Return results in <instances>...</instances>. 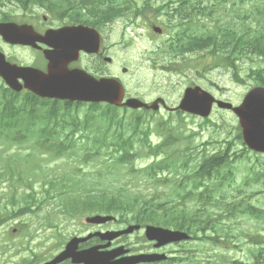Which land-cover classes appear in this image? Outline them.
<instances>
[{
    "label": "trees",
    "instance_id": "obj_1",
    "mask_svg": "<svg viewBox=\"0 0 264 264\" xmlns=\"http://www.w3.org/2000/svg\"><path fill=\"white\" fill-rule=\"evenodd\" d=\"M102 1L105 0H95V2ZM160 1L166 2L169 5L178 0ZM180 1H191L193 4H201L204 0ZM212 1L214 2V0ZM255 1L261 0H241V3ZM89 2H92V0ZM205 10L206 9H204V12ZM192 12V16L194 17L198 12V8H193ZM230 27V32L227 30L221 32V28L218 27L219 35L204 32V48L210 47V51L217 53L215 56L224 61V53H226L229 58L233 57V55H240L241 57L254 55L257 58H264V15L257 19V25L252 27V29L241 26L244 28H241L240 34L235 31V28H232V25ZM200 42L201 41L193 42V48L199 47ZM5 102L1 111L3 112L2 116L7 118V120L2 121V118L0 119V180L6 177L16 176L19 186L13 187L14 194L11 196L12 206L8 208V206L4 205L0 208V227H2L3 223L10 219V217L20 216L23 213L39 218L40 213L49 205V200L51 199L49 190H44L46 185L42 184L40 190L34 188L37 181H40L44 176L40 166L42 160L37 157L34 158L31 154L22 156L20 150L17 152L14 151V153L11 154L12 148L24 145V143L28 141L27 138L29 134L33 132L35 127L41 122H43L44 126L51 125L54 130L63 132L67 127L62 118H64V115H68L67 112L62 114L65 110L64 106L66 105L62 102L40 100L36 97L30 99L26 98L24 101L15 102V104L8 100ZM93 108L96 114L100 112V119H98L96 124L107 128L110 134L104 139L105 144H102L108 146L102 147V145H97L95 148L91 149L96 152L104 149L107 153L110 148H113L109 153V160L116 166L132 165L136 157V148L142 153H146L148 157L151 155L157 158L158 155L166 152V149L169 148L171 143L177 140L171 141V136L173 134L172 128H169L166 130L167 137L165 141L157 146H151L147 141V133L140 131V126L143 125V121L140 119H134V132L136 133L122 139L119 135V129L122 125V119L125 122H128V119L115 108H101L100 105H95ZM124 126L123 124V129ZM177 134H179L178 128ZM100 138L99 135H94L90 139L91 144L99 142ZM117 139L121 141H116ZM63 140H69L68 134L64 133L62 139H55V141ZM235 141L243 148L237 151L234 150L233 148L236 147ZM60 145L62 146L63 144L61 143ZM177 147L181 148L180 145L175 148ZM184 149V152L177 149L179 151V156L177 158V160H179L178 162L170 158L160 161L156 159L155 162H152L151 165L143 170V173L146 175V180H149L153 184L160 183V185H165L179 178L186 180L185 182L178 183L177 188L180 190L177 192V195L180 196V192L183 193L185 190L189 189L187 195L191 196L194 203L198 205V210L193 211L192 217L189 218L191 221L189 224L190 227L187 229L188 232L195 236L202 232L204 234L201 239L204 238L209 242L218 244L221 243V241H230L232 234L233 240H238L236 235H234V228L229 226L225 221H235L242 216H250L259 221L261 226L264 225V208L253 206L250 202L254 199V196L264 194V191H261L264 190V164H261L257 159L255 164L245 169L247 173L242 178V183L237 185L235 181L234 162L236 159H249L247 156L248 150L244 147L240 135H238L234 141L227 143L225 150L214 153H208L204 150V155L201 157L191 153L186 150V148ZM232 150H234V152H232ZM230 152H232V154H230ZM168 160L171 163L168 162ZM161 175H165L166 178H159ZM48 185L51 189H58V184L55 185L54 181H49ZM225 186L227 188H234L235 195H230L229 192L223 191ZM255 186L260 189L258 193H247L246 188ZM64 187L67 186L64 185ZM154 190L156 192V188H154ZM103 196L106 195L104 194ZM104 201L95 198V200L83 203L86 205L84 207L88 209L96 208V210H98L108 208L113 212L130 210V205L125 204V201H117V199ZM157 202L159 201L155 198L146 202L143 206L146 211L142 213L138 212L133 219H139V216L144 213L152 214L156 209L154 206L157 205ZM67 203L69 205L68 214L74 213L72 210L78 209L80 206L78 202ZM64 204H66V202H64ZM147 207H150V209L147 210ZM171 215L172 218H176L177 223H180L181 220L183 224L189 217L185 216L184 210ZM51 216L54 215L47 211L41 218L43 224L39 225L51 227L53 225V222L49 221V218L53 219ZM28 231L23 233L24 235L18 244H12L20 251L30 250L33 234ZM246 238L248 243L258 247L256 253H254L256 264H264V236L255 233L246 234ZM4 243L5 242L0 243V257L9 249V246ZM37 256L43 258L45 255ZM0 261V264H7L3 259H0ZM26 261L28 260H23V262Z\"/></svg>",
    "mask_w": 264,
    "mask_h": 264
},
{
    "label": "rangeland",
    "instance_id": "obj_2",
    "mask_svg": "<svg viewBox=\"0 0 264 264\" xmlns=\"http://www.w3.org/2000/svg\"><path fill=\"white\" fill-rule=\"evenodd\" d=\"M1 7H4L6 9L13 8L14 6L12 4H6L4 6L0 5ZM242 10L246 11H252L253 7L250 4H247L245 7L242 8ZM2 11H5L4 9H0V14ZM122 30V22L118 21L113 25V38H112V45L114 46L113 53H109L110 56L113 57L114 63L112 64V67H108L112 70V73H117V69L119 67H126L129 70V75L125 78V82L127 83L128 89L130 92L140 91L148 95V97H155L157 95L162 94L169 88V80L175 81L176 80L172 77H167L164 74L157 72V71H150L148 69H142V67H146L142 62V52L145 54L147 50L151 48V45L141 40L140 38H137V31L132 32V30L126 31V34L124 36V39L126 41L130 39H135L136 46L133 48L125 51L120 52L123 49L122 43H121V35L120 32ZM112 51V50H111ZM13 55L19 59L20 62L23 61H29L33 54L29 52L24 51H16V53H13ZM255 62H249V65L254 64ZM247 67V66H246ZM247 71V70H246ZM193 72H195L193 70ZM196 73V72H195ZM245 75V72L242 74ZM170 76V75H168ZM201 86L205 89H210L214 91L216 94L218 93L217 88L220 87H226L222 86L224 84L223 77L220 71H210L207 74L204 75L203 79L200 81ZM227 88L231 89V92L227 93L228 97L234 102L238 103L243 95L247 93L248 89L252 86H254V83L252 80H249L244 83V85H241L240 87L234 86V84L226 83ZM169 96V95H168ZM172 101V97L170 98ZM84 111V110H82ZM165 114V113H164ZM167 115V114H166ZM211 123L207 125L200 126V121L195 120L193 123L190 122V119H185L186 124V130L188 128L192 129L193 132L196 134V137H192L193 145H197L199 143H205L208 141H211V143L207 146V151L212 152L214 150H217L220 146L223 145L224 140L231 139L235 134V126L236 121L231 116H228L221 112H216L213 116H211ZM177 121V120H175ZM157 122H151L149 124L151 130H155L154 127ZM177 123V122H174ZM151 140L154 142L158 140V137L151 135ZM219 143H216V142ZM11 151V150H9ZM8 151V152H9ZM23 154L28 153V151H23ZM261 164H264V158L261 157ZM240 161H237L234 164L235 167V181L236 184L242 183V178L245 176L246 172L244 171V167L247 165V168L251 162H254L255 159L250 156L249 160L242 159ZM151 160L149 158H142L140 159L136 165L138 167H143L150 163ZM241 163V164H238ZM80 163H73L70 162L67 159L58 158L54 159L50 162H44L41 169L43 170L42 173L46 175V177H43L41 180L46 181L47 176L48 178L56 177L58 175L69 173L72 171L73 168L77 167L79 168V172H77V175L79 177L84 178L83 185H90L94 182H105L108 181L111 178V175L115 172L113 169H104L99 165V163H93L88 164L86 166L79 165ZM127 168H123L119 172H115L114 175L116 178H119L120 175L124 174L126 172ZM98 170H100V173L105 177L104 178H98ZM120 181V179H118ZM125 182H128L131 184V186H135V180L130 177V175L126 176L124 179ZM115 183L114 181H112ZM40 184L41 181L36 183L34 185V188L36 190H40ZM133 189V187H132ZM259 187H248L246 188L247 193L252 194L259 192ZM114 191V190H112ZM223 191L229 192L230 195L233 194L231 188H227L226 186L223 188ZM134 192H132L133 194ZM257 198L254 199L251 204L256 207L264 208V197L262 195L256 196ZM55 205V204H53ZM50 207V206H49ZM55 209V208H54ZM52 210V209H51ZM58 210V209H55ZM33 220V219H32ZM23 221H27V218H25ZM68 225H66V218L60 219V230H64L67 232V238L72 237L75 233L78 232V230H83V228L79 227V225L83 224V218L79 219V224H77V221H69ZM14 223H8L6 224L1 230H0V239L3 238L6 230L12 226ZM227 224L234 228V235L238 238L237 241H235V245L239 247H234L233 245H229L228 247H215L211 245L208 242H194L189 247L192 248V250L195 252V258L199 260H204V264L215 261V260H228V262H212L211 264H231V261L238 260L243 263H246L247 261L252 260V252L251 244L247 242L246 234H255L258 233L260 235L264 236V227L260 225V222L253 219L250 216H243L238 218L235 221H228ZM34 227H38L36 225H33ZM50 237V234L47 235L46 232L40 233V239L46 242V245L43 247L42 251L46 249L50 243V240H47V238ZM14 242V241H13ZM39 242V241H38ZM37 242V243H38ZM0 259H7V256L0 258ZM14 260H17L14 258ZM1 263V261H0Z\"/></svg>",
    "mask_w": 264,
    "mask_h": 264
},
{
    "label": "water",
    "instance_id": "obj_3",
    "mask_svg": "<svg viewBox=\"0 0 264 264\" xmlns=\"http://www.w3.org/2000/svg\"><path fill=\"white\" fill-rule=\"evenodd\" d=\"M83 39H73L61 41L56 33L50 32L38 42L47 45L51 50L45 51V57L48 60L47 73L31 69H21L10 66L0 57V73L12 84L13 89L18 90L15 79L23 78L25 88L32 90L36 95L42 98L69 100V101H87V102H107L113 105H120L122 92L120 86L113 80L95 82L89 77L82 76L76 70L67 69L71 62L77 60L79 47H83L88 52H96V45L89 41L87 35H82ZM36 41V40H35ZM24 44L34 43L31 40L22 42ZM212 100L207 95H196V91L188 92L180 108L191 112L208 115ZM127 106L131 108L145 107L138 101H129ZM236 114L241 119L242 136L245 144L257 153H264V89H255L245 98L241 108L235 109ZM107 219L95 217L88 219L91 224H100ZM117 235L109 234L103 236V239H112ZM149 240L157 239L173 241L186 239L187 236L179 233L165 232L162 234L159 229H151L148 233ZM83 240H72L66 247V250L58 255L54 260L46 264H59L66 259L72 258L76 264H138L141 262H150L154 260L150 256H137L122 259L113 262L118 255L113 253H100L97 248L76 252L78 243ZM156 259V258H155Z\"/></svg>",
    "mask_w": 264,
    "mask_h": 264
},
{
    "label": "flooded vegetation",
    "instance_id": "obj_4",
    "mask_svg": "<svg viewBox=\"0 0 264 264\" xmlns=\"http://www.w3.org/2000/svg\"><path fill=\"white\" fill-rule=\"evenodd\" d=\"M29 4H23V6H28ZM42 6V5H40ZM34 7V6H32ZM37 8V7H34ZM40 9V8H39ZM42 10V9H41ZM31 13V12H30ZM173 10H172V12ZM19 13H15L13 16L18 15ZM163 19V21L166 20V16L162 15L160 17H158L157 20H151V22L146 26L143 27V29L141 31H143L144 33L147 34V38L149 40V43H154V51L156 52H171L173 54H176L178 52V50H182V47H178L177 45H175V38L171 35L168 34V31L170 32L171 30L166 29L164 26H162V24H159V20ZM41 23H39V18L36 16V14H29L28 12H25L22 14V16L20 18H14V21L22 24L24 23H31L32 26L34 27V29L38 32V33H43L47 28V21L41 16L40 17ZM168 23V22H167ZM170 23V22H169ZM168 23V25H169ZM64 25H58L55 28H60ZM173 25L170 24V27H172ZM152 27H158L162 30L161 34H154L152 32ZM92 29H96V28H92ZM174 29H172L173 32ZM99 34L101 37V44H102V50L98 55H90V56H86V55H82V57H86V58H90V60H92L91 62V66L88 68L90 72L95 71V75H100V76H113L111 70L108 68L110 67V65L112 64V61H106L109 54V51L112 49V46H106L105 43L106 41L109 39V37L107 36V34L111 33V31H109V29L107 27L101 28L99 29ZM142 35V34H141ZM144 36V35H143ZM2 40L0 38V45L2 44ZM5 45V44H4ZM7 46V45H6ZM10 47V46H9ZM170 48H176V50H170ZM1 50V49H0ZM186 55L190 54L185 53ZM172 58H174V55H172ZM174 63L173 60L169 61V64ZM179 68V67H178ZM121 73H122V69H121ZM113 77L119 79V77L116 75H114ZM180 245V244H177ZM176 247H179L177 246ZM182 244L180 245V249H181ZM171 251V245L170 246H165L163 248L160 249H156L154 243L150 245V247L144 248L140 251H138V253H163V252H170ZM180 253V252H178ZM172 262L174 260H171ZM166 264H170V260H168V262ZM175 264V263H172Z\"/></svg>",
    "mask_w": 264,
    "mask_h": 264
}]
</instances>
